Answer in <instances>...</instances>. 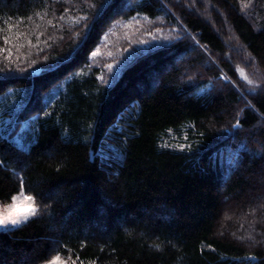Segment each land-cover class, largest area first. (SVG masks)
Returning <instances> with one entry per match:
<instances>
[{"label": "trees", "instance_id": "1", "mask_svg": "<svg viewBox=\"0 0 264 264\" xmlns=\"http://www.w3.org/2000/svg\"><path fill=\"white\" fill-rule=\"evenodd\" d=\"M151 31L175 37L139 48ZM243 66L264 81V0H0V203L39 207L0 264H264V86Z\"/></svg>", "mask_w": 264, "mask_h": 264}, {"label": "rangeland", "instance_id": "2", "mask_svg": "<svg viewBox=\"0 0 264 264\" xmlns=\"http://www.w3.org/2000/svg\"><path fill=\"white\" fill-rule=\"evenodd\" d=\"M166 34L159 33L158 31H151L148 33L147 38H144L143 41H139L138 46L139 48L146 50L156 42L165 43L166 38L170 39L175 37V34H172V36ZM114 42L115 41L108 38L106 44L94 53L97 63L105 68L108 79H112L115 75L117 76L125 65L124 60L114 58L115 55L110 54V50H113L111 49V46L115 44ZM239 71L241 79L245 85L253 88L264 86V81L261 78L263 76L262 73H258L259 76H257V74L251 70V68L244 66L240 67ZM35 120L36 119L34 116L25 120L19 126L18 131L9 137L10 141L18 148L27 150L29 146L35 141V133L37 130ZM9 123L12 124L13 122L10 121V117H7L3 125L5 126ZM4 136L8 137L6 133ZM38 210L39 207L35 200L20 190V192L14 195L9 202L0 203V231L14 229L22 225L28 219L37 215ZM45 264L74 263L70 259H63L59 256H53Z\"/></svg>", "mask_w": 264, "mask_h": 264}]
</instances>
